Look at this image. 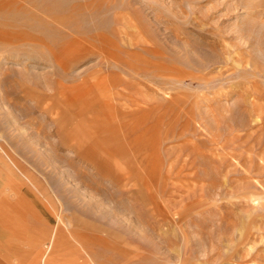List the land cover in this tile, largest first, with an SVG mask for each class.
<instances>
[{"label": "rangeland", "instance_id": "1", "mask_svg": "<svg viewBox=\"0 0 264 264\" xmlns=\"http://www.w3.org/2000/svg\"><path fill=\"white\" fill-rule=\"evenodd\" d=\"M0 228L7 264H264V0H0Z\"/></svg>", "mask_w": 264, "mask_h": 264}, {"label": "crops", "instance_id": "2", "mask_svg": "<svg viewBox=\"0 0 264 264\" xmlns=\"http://www.w3.org/2000/svg\"><path fill=\"white\" fill-rule=\"evenodd\" d=\"M1 229V228H0ZM12 245V246H20V243L17 238L14 239V242L9 243L7 239L3 238L1 235V230H0V264L4 263L7 264L8 262V255L6 253L7 251V246Z\"/></svg>", "mask_w": 264, "mask_h": 264}, {"label": "bare ground", "instance_id": "3", "mask_svg": "<svg viewBox=\"0 0 264 264\" xmlns=\"http://www.w3.org/2000/svg\"><path fill=\"white\" fill-rule=\"evenodd\" d=\"M79 4H80V3H79ZM79 4H78V5H79ZM74 5H75V4H74ZM58 8H59V7H58ZM56 10H57V9H56ZM67 10H68V9H67ZM71 10H72V9H71ZM69 12H70V11H69ZM69 12L67 13V15L70 14ZM71 13H72V12H71ZM63 14H64V13H63ZM63 14H62V15H61V13L59 14V15L61 16V18H64V17H62ZM65 14H66V13H65ZM55 15H56V14H55ZM55 15H54L53 17H55ZM60 16L58 17L59 19H61ZM75 16H76V15H75ZM49 17H50V16H49ZM124 17H125V16H124ZM55 18H57V17H55ZM53 20H55V19H53ZM128 22H129V21H128ZM130 23H131V22H130ZM133 23H135V22H133ZM133 23H131L130 25H132ZM58 27H59V26H58ZM61 27H62V26H61ZM134 27H136V25H135ZM137 28H138V27H137ZM135 29H136V28H135ZM138 30H139V28H138ZM69 31H70V30H69ZM70 32H72V31H70ZM96 34H97V33H96ZM100 34H102V33H100ZM77 35H78V34H77ZM97 35H98V34H97ZM102 36H103V38L107 37V36H105V35H101V37H102ZM105 39H106V38H105ZM76 41H77V40H76ZM62 42H63V41H62ZM65 45H66V44H65ZM47 46H48V44H47ZM48 47H49V46H48ZM50 47H51V46H50ZM68 48H70V47L67 46V49H68ZM51 49H52V47H51ZM56 50H57V49H56ZM65 50H66V48H65ZM72 50H73V49H72ZM51 51H52V50H51ZM54 51H55V49H54ZM54 51H53V53L56 52V51H55V52H54ZM64 52H65V51H64ZM55 54H56V53H55ZM60 56H61V55H60ZM58 59H60V58H58ZM64 62H65V61H64ZM64 62H63V63H64ZM62 65H63V64H62ZM62 65H61V66H62ZM90 236H91V235H90Z\"/></svg>", "mask_w": 264, "mask_h": 264}]
</instances>
